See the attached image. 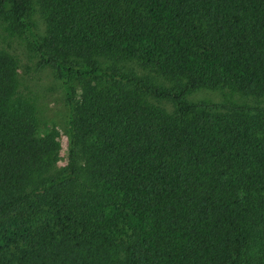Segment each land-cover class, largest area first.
<instances>
[{
	"label": "trees",
	"instance_id": "16d2710c",
	"mask_svg": "<svg viewBox=\"0 0 264 264\" xmlns=\"http://www.w3.org/2000/svg\"><path fill=\"white\" fill-rule=\"evenodd\" d=\"M34 1L0 29L59 81L67 158L0 46V264H264V0H36L44 35Z\"/></svg>",
	"mask_w": 264,
	"mask_h": 264
},
{
	"label": "rangeland",
	"instance_id": "374dc122",
	"mask_svg": "<svg viewBox=\"0 0 264 264\" xmlns=\"http://www.w3.org/2000/svg\"><path fill=\"white\" fill-rule=\"evenodd\" d=\"M31 9V18L36 32L39 35H44V22L36 0L33 2ZM0 46L16 56L19 61L20 91L24 96L31 98L36 106L38 131L45 132L53 128L58 132L60 151L57 166L63 167L66 164L69 140L68 111L59 81L50 70H36V59L33 57V53L24 38L11 36L0 29ZM159 82L166 87L172 86L169 81L159 80ZM187 100L190 102L207 101L214 103L244 101L237 95L226 91L212 92L208 90L194 91L188 95Z\"/></svg>",
	"mask_w": 264,
	"mask_h": 264
}]
</instances>
